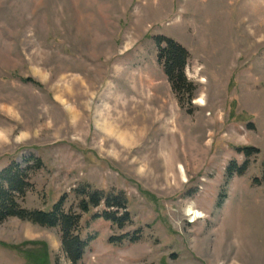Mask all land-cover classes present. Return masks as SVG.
<instances>
[{"label": "rangeland", "instance_id": "374dc122", "mask_svg": "<svg viewBox=\"0 0 264 264\" xmlns=\"http://www.w3.org/2000/svg\"><path fill=\"white\" fill-rule=\"evenodd\" d=\"M159 36L189 51L192 97ZM13 161L33 183L23 207L80 213L94 239L78 264H264V0H0V170ZM88 185L124 192L131 221L81 211ZM0 264L75 263L59 226L11 216Z\"/></svg>", "mask_w": 264, "mask_h": 264}, {"label": "trees", "instance_id": "16d2710c", "mask_svg": "<svg viewBox=\"0 0 264 264\" xmlns=\"http://www.w3.org/2000/svg\"><path fill=\"white\" fill-rule=\"evenodd\" d=\"M158 48V59L163 63L164 71L168 76L173 89L178 94H189L192 97L195 90L194 84L187 80L185 68L189 58V51L180 43L170 37L159 36L156 38ZM165 44L164 46H162ZM247 156L252 155L250 147L241 148ZM248 161L239 167L235 162L227 168V178L234 173L242 174L246 171ZM33 187L27 168L22 167L18 162L13 161L0 170V221L16 216L26 221H31L47 227H60L62 232V245L72 262L78 264L84 256L85 249L93 236L82 238L80 233V213L66 211L64 209V198L53 204L50 210L28 209L22 206L21 201L27 192ZM80 197L79 208L83 212L90 211L91 207L102 203L108 208L102 216L117 225L119 228L125 227L131 221L128 210V200L124 192L95 188L88 185L87 188L76 190ZM120 214V215H117ZM97 217V216H95ZM121 241L128 239L136 241L137 238L131 236L127 238L123 234ZM111 237V242H117Z\"/></svg>", "mask_w": 264, "mask_h": 264}, {"label": "bare ground", "instance_id": "6f19581e", "mask_svg": "<svg viewBox=\"0 0 264 264\" xmlns=\"http://www.w3.org/2000/svg\"><path fill=\"white\" fill-rule=\"evenodd\" d=\"M199 102L203 103V101L200 100V99H199ZM101 130H102L103 133H105V135H107V137H109V138H113V137H116V138H113V139H117V138H119V139H121V138H125V136L123 135L122 132L117 131L116 129L109 127V125H107V124L103 125V126L101 127ZM175 162H176V159H174V160L172 161V164H171L169 167H166V168H165L167 172H172V173H173V175H170L169 178H170L171 176H172V177L174 176L175 178H178V177H176V174H177V175H180L179 172H177V171L174 169V167H175ZM183 169H184L183 167H180V170H179V171H180L181 174H184V170H183ZM166 175H169V173H166ZM184 177H186V176L184 175ZM169 178L167 177V179H169ZM184 181H186V180H184ZM187 212H188V215H191V216H193V217L195 218V219L193 220V222L196 221V219H200V218H203V217H204V215H203L201 212H199V211H195V210L193 209V207H189V208L187 209Z\"/></svg>", "mask_w": 264, "mask_h": 264}]
</instances>
